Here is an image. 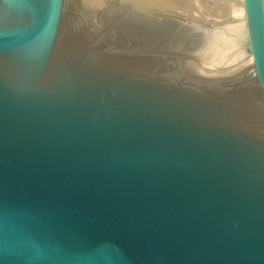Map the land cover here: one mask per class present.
<instances>
[{
    "label": "water",
    "instance_id": "obj_1",
    "mask_svg": "<svg viewBox=\"0 0 264 264\" xmlns=\"http://www.w3.org/2000/svg\"><path fill=\"white\" fill-rule=\"evenodd\" d=\"M0 0V264H264V0Z\"/></svg>",
    "mask_w": 264,
    "mask_h": 264
},
{
    "label": "rangeland",
    "instance_id": "obj_2",
    "mask_svg": "<svg viewBox=\"0 0 264 264\" xmlns=\"http://www.w3.org/2000/svg\"><path fill=\"white\" fill-rule=\"evenodd\" d=\"M173 1L174 0H172L171 4H173V5L177 4ZM237 2L235 1V5L238 6ZM179 3L182 5L181 9H183L185 11L191 10L192 11L191 13H193L196 16H200L201 15L200 13L210 14L211 16H213L212 18H215V15H216V18H218V20H221V19H223V18L225 19L227 17L231 18L233 16L231 14L234 13L232 11V8L226 2H223L221 6L218 5L219 7L218 6H216V7L208 6L207 7V6L202 5V4L198 7L195 5V4H197V0H186V1H181ZM192 3H195V4L193 5ZM239 9H241V5H240ZM231 12H233V13H231ZM218 15L220 16V19H219Z\"/></svg>",
    "mask_w": 264,
    "mask_h": 264
},
{
    "label": "bare ground",
    "instance_id": "obj_3",
    "mask_svg": "<svg viewBox=\"0 0 264 264\" xmlns=\"http://www.w3.org/2000/svg\"><path fill=\"white\" fill-rule=\"evenodd\" d=\"M181 1H186V0H174L173 2L177 3L175 4L177 7L181 8L182 5L179 3ZM235 1L238 3V6L235 5ZM172 0H169V3H171ZM223 2H226L231 8H232V11L234 12H231L233 15L231 18H223L221 20H226V19H233V18H240V17H244V14H243V7H242V0H197V4L195 3H192L193 5L195 4L196 6H200L201 4L202 5H205V6H213V7H216V6H221ZM191 4V5H192ZM241 5V9H239ZM218 6V7H219ZM235 6V7H234ZM202 7V6H201ZM238 7V8H237ZM187 12L191 13L192 11L191 10H188ZM193 14V13H191ZM201 15L200 16H197L207 22H212V21H219L218 18H216V15H215V18H212L213 16H211L210 14H203V13H200ZM194 15V14H193ZM196 16V15H195ZM219 16V15H218ZM222 18V17H221ZM219 19H220V16H219Z\"/></svg>",
    "mask_w": 264,
    "mask_h": 264
}]
</instances>
